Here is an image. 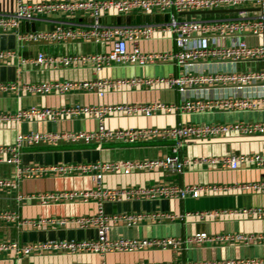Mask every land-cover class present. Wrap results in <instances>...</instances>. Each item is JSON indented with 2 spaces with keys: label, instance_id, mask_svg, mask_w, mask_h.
<instances>
[{
  "label": "built area",
  "instance_id": "built-area-1",
  "mask_svg": "<svg viewBox=\"0 0 264 264\" xmlns=\"http://www.w3.org/2000/svg\"><path fill=\"white\" fill-rule=\"evenodd\" d=\"M157 10L165 18L156 22L105 23L104 14L120 18L135 12L144 14ZM80 13L89 20H77ZM100 20V21H99ZM52 23L51 30H26L23 23ZM13 33L19 44L29 42H60L68 39H81L93 43H109L112 47L106 52L82 54L49 55L39 51L35 56L23 57L17 50L0 48V61L18 58L19 65L70 68L91 63L95 71L112 64L134 66L169 63L178 68L169 76H135L129 79L54 80L48 82H0V94L17 93L64 94L71 90L84 89L103 95L108 86L130 84L152 86L163 83L178 92L185 90H210L211 96L185 98L176 102H151L146 104H74L57 108L29 106L15 112H0V121L21 123L30 120H57L60 118L85 116L97 120L92 131L76 132H18L10 144H0V164L11 165L13 176H0V191L17 190L20 182L28 176L39 173L76 174L91 173L96 185L91 190H67L43 193L38 199L49 201L97 200L98 210L93 215L74 217H48L35 220L23 219L16 210L0 209V221L16 226H55L65 227L76 224L80 227H94L96 236L83 240H49L32 243L0 241V253L25 255L60 250L71 253L131 252L147 248L179 249L183 244L180 237H141L109 238L111 223L121 221L130 227L144 217L152 220L173 219L169 212L150 214L121 212L105 214L103 202L128 199H184L197 198L207 190L235 188L242 191L264 193V180L238 183L232 186H195L177 183L155 184L150 186H130L105 188L102 177L107 173L130 174L141 170H174L182 172L187 160L180 156V149L189 141L204 140L236 132L242 135L264 136V120H228L210 122H178L164 128H124L110 129L106 125L109 115H143L150 117L158 113L200 115L210 113L264 112V0H76L59 2H29L25 0H0V34ZM157 33H169L174 40V48L168 51L142 52L136 45L139 40L151 39ZM134 44L131 51L127 44ZM65 139L70 142L92 143H136L145 140H171L169 152L159 158L133 159L125 161H96L90 163L50 165L37 168L24 167L21 154L25 146L42 141ZM204 161L229 170L242 166L264 168V153L226 154L206 158ZM18 201L25 199L16 195ZM29 198V197H26ZM243 214L255 219H264V207H244L223 211H199L200 217H213L220 213ZM189 213H185L188 215ZM177 217H182L178 215ZM195 243L205 241L236 243L242 245L264 243V233L246 234L242 232L208 234L196 232L186 239ZM98 264H107L100 262ZM124 264V263H117ZM130 264H264V257L221 259L180 262H134Z\"/></svg>",
  "mask_w": 264,
  "mask_h": 264
},
{
  "label": "crops",
  "instance_id": "crops-1",
  "mask_svg": "<svg viewBox=\"0 0 264 264\" xmlns=\"http://www.w3.org/2000/svg\"><path fill=\"white\" fill-rule=\"evenodd\" d=\"M29 2H59L76 0H25ZM77 20L87 21L88 17L76 14ZM156 22L165 18L157 10L148 14L135 12L130 16L120 18L121 22ZM118 16L104 14L101 18L105 23H117ZM23 23L21 28L26 30H51L53 24L34 22ZM142 52L168 51L174 48V40L169 33H157L151 39H142L136 43ZM134 44L129 42L127 50L131 51ZM112 44L93 43L81 39H68L60 42H29L19 44L13 33L0 34V48L14 49L23 57L35 56L39 51L49 55L82 54L90 52L109 51ZM178 68L169 63L156 65L134 66L129 64H112L95 71L91 63L80 64L70 68H46L21 66L18 58L0 61V82H48L54 80H89L98 79L122 80L131 77L169 76L176 74ZM210 90H185L178 92L166 84L156 83L148 87L133 86L128 83L108 86L103 95L96 91L76 89L64 94L47 93L31 94L24 92H4L0 94V112H15L19 108L29 106L57 108L74 104L105 105V104H146L151 102H176L185 98L208 97ZM253 113V114H252ZM244 121L254 119L264 120V112L210 113L200 115H182L174 113H158L150 117L143 115H109L106 125L110 129L124 128H164L174 126L178 122H210L228 121L235 119ZM97 127V120L91 117L76 116L57 120H30L21 123L0 121V144L13 142L18 132H76L92 131ZM171 140H145L136 143L108 142L84 144L70 142L65 139L42 141L36 145L25 146L21 154L24 167L37 168L50 165H67L90 163L96 161H125L133 159L159 158L170 150ZM264 153V136L242 135L236 132L227 133L204 140L187 142L180 149V156L187 160L182 172L174 170H141L130 174L107 173L102 177L105 188L150 186L155 184L177 183L179 185L195 186H232L238 183L264 180V168L242 166L229 170L204 161L206 158L226 154ZM13 167L0 164V176H13ZM25 177L17 190L0 191V209L16 210L20 217L28 220L48 217H74L93 215L98 210L97 200L90 198L86 201H49L43 203L38 196L43 193L67 190H91L96 185V178L91 173L58 174L39 173ZM22 194L25 199L18 201L16 195ZM29 197V198H26ZM244 207H264V193L242 191L235 188L218 191L201 192L197 198L184 199H128L121 201L103 202L105 214L121 212H136L150 214L154 212H169L176 215L173 219L152 220L148 217L127 227L121 221L112 222L108 231L109 238H141V237H180L183 244L179 249L147 248L131 252H67L53 250L39 254L25 255L0 253V264H107L134 262H166V261H205L221 259H239L264 257V243L242 245L236 243H216L205 241L195 243L187 241L196 232L205 231L208 234L242 232L246 234L264 233V219H255L243 214L220 213L213 217H200L199 211H225ZM185 213H189L185 215ZM182 215V217H177ZM96 229L92 226L83 228L74 223L65 227L55 226H16L0 221V241H17L27 244L36 241L49 240H83L93 239Z\"/></svg>",
  "mask_w": 264,
  "mask_h": 264
},
{
  "label": "water",
  "instance_id": "water-1",
  "mask_svg": "<svg viewBox=\"0 0 264 264\" xmlns=\"http://www.w3.org/2000/svg\"><path fill=\"white\" fill-rule=\"evenodd\" d=\"M100 21V20H99ZM121 21H120V17L118 18V22L117 23H120ZM130 22V20H129V17H126V23H129ZM34 24L33 23H31V26H33Z\"/></svg>",
  "mask_w": 264,
  "mask_h": 264
},
{
  "label": "rangeland",
  "instance_id": "rangeland-1",
  "mask_svg": "<svg viewBox=\"0 0 264 264\" xmlns=\"http://www.w3.org/2000/svg\"><path fill=\"white\" fill-rule=\"evenodd\" d=\"M239 114H241V113H239ZM243 114V113H242ZM253 114V113H252ZM233 120V119H232ZM235 120H243V119H235ZM249 120H251V121H254V119H249Z\"/></svg>",
  "mask_w": 264,
  "mask_h": 264
}]
</instances>
